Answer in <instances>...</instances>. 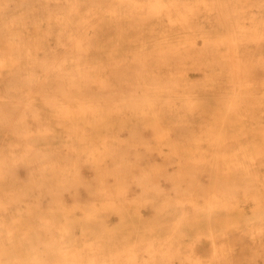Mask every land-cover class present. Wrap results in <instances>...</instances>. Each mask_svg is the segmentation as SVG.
Here are the masks:
<instances>
[{
  "label": "bare ground",
  "instance_id": "1",
  "mask_svg": "<svg viewBox=\"0 0 264 264\" xmlns=\"http://www.w3.org/2000/svg\"><path fill=\"white\" fill-rule=\"evenodd\" d=\"M237 1L0 0V10L25 5L17 19L30 30L0 48V246L51 233L77 209L94 218L95 203L122 215L133 188V203L160 201L178 220L224 219L225 242L264 264V58L251 70ZM115 122L135 124L136 148L103 144L118 157L110 168L90 148L49 144ZM143 151L158 161L138 164Z\"/></svg>",
  "mask_w": 264,
  "mask_h": 264
},
{
  "label": "rangeland",
  "instance_id": "2",
  "mask_svg": "<svg viewBox=\"0 0 264 264\" xmlns=\"http://www.w3.org/2000/svg\"><path fill=\"white\" fill-rule=\"evenodd\" d=\"M245 1L248 12L242 17L243 20L238 18L236 33L239 34L241 29L243 31L245 57L251 55L253 58V60L250 59L253 62L251 70H262L255 61L264 58V42L260 39H264V0H238L237 8L240 9L241 6L246 5ZM25 11V5L10 9L8 6L2 7L0 10V48L11 33L20 36L30 33L28 28L20 26L17 19L25 14ZM255 35L259 36L255 37ZM195 38L198 40V37ZM48 39V44L51 45L54 38L48 37ZM107 44H110L106 45L110 53L116 54L120 49L115 40H110ZM157 124L160 127L164 125L163 123ZM134 126V123H102L100 124L101 129L99 128L96 134V131L88 129L90 125H84L82 126L84 130L78 136L66 138L60 135L54 142L51 140L49 144H58L62 148L61 152L66 145L68 148L75 147L77 151L82 146L86 149L90 148L91 159H105L102 162L110 168L118 157L101 155L99 148L107 144L113 149H117L118 146L121 148L134 146L135 149L136 145L131 140L133 139L131 129ZM109 127L114 131L113 133H116L113 137L104 136V134H109ZM143 152L142 155L134 157V161L138 164L152 165L156 160L158 161L154 154L148 151ZM126 159L125 157L124 160ZM96 163L99 162L94 161L92 167L100 169L101 167H98ZM62 166L69 170L72 169L69 162ZM171 167V165H166L167 173L170 172ZM71 172L74 173L73 170L68 173L71 174ZM163 186H165L164 192H169L168 184L162 182L161 187ZM132 189H127L128 198L131 199L134 198L131 195ZM129 199L123 205L122 215L118 208L104 212L100 210V205L95 203L92 205V210L98 215L94 218L80 217L86 213V209H77L73 219L64 220L67 225L59 221L61 224L53 228L51 233L24 236L26 240L15 247L0 246V264L14 260L21 261L18 264H254L255 260L256 264H262L261 257L258 256L254 260L246 246L236 248L225 242L224 232H221L224 228V219L194 211H185L183 215L187 217V220L182 216V218L179 216L178 220L173 210L171 213L160 211V201L145 205L139 201L133 203ZM195 203L196 207L203 206L202 200ZM155 214L158 219L156 216L153 218ZM171 217H174L176 221L171 220ZM152 219V222L154 219L157 220L158 224H151ZM154 224L157 225L156 228ZM175 227L177 231L173 230ZM210 229L215 230L213 234ZM1 238L4 236H0ZM196 253L197 255L194 256L193 254ZM196 256L200 258V261H197L199 258Z\"/></svg>",
  "mask_w": 264,
  "mask_h": 264
}]
</instances>
